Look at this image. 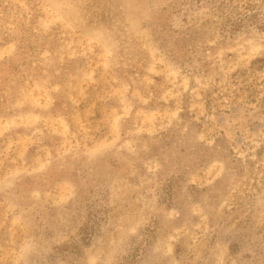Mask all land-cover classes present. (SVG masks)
Instances as JSON below:
<instances>
[{
  "label": "rangeland",
  "instance_id": "rangeland-1",
  "mask_svg": "<svg viewBox=\"0 0 264 264\" xmlns=\"http://www.w3.org/2000/svg\"><path fill=\"white\" fill-rule=\"evenodd\" d=\"M0 264H264V0H0Z\"/></svg>",
  "mask_w": 264,
  "mask_h": 264
}]
</instances>
